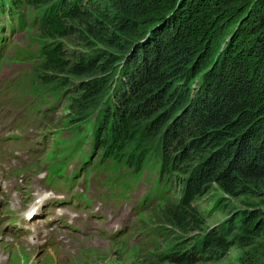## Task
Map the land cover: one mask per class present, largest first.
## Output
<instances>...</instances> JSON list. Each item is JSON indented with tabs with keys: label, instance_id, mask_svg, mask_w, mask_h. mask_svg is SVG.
<instances>
[{
	"label": "trees",
	"instance_id": "1",
	"mask_svg": "<svg viewBox=\"0 0 264 264\" xmlns=\"http://www.w3.org/2000/svg\"><path fill=\"white\" fill-rule=\"evenodd\" d=\"M101 1L0 0V31L12 28L15 21L23 26L16 9L24 7L30 15L42 39L37 42L42 62L36 80L56 102L65 94L70 97L69 125L89 126L91 154L96 153L105 168L123 169L133 180L145 173L153 177L155 195L167 203L175 195L177 165L216 148L186 180L187 205H170L164 212L167 225L179 232L196 230L199 221L190 200L210 183L231 196L240 189L264 197V0ZM152 29L142 42L144 48L139 46L118 64L125 54L115 40L128 39L127 34L140 39ZM61 41L81 51L70 52ZM92 42L116 56L100 62L87 54ZM218 50L221 60L214 61L209 78L204 75L208 80L198 74L181 77L179 64L186 69L195 59L190 69L203 70ZM217 78L225 79L221 85L226 91L217 90ZM172 101L176 110L182 108L179 114L159 113L163 103ZM79 129H71L72 138L82 145L86 136ZM255 213V220L243 228L250 245L256 237L264 240V232L257 233L264 231V218ZM205 244L204 252L209 253L230 247L218 236ZM172 247L159 259L173 264L198 261L196 249L182 256ZM257 249L246 253L244 264H264V252Z\"/></svg>",
	"mask_w": 264,
	"mask_h": 264
},
{
	"label": "rangeland",
	"instance_id": "2",
	"mask_svg": "<svg viewBox=\"0 0 264 264\" xmlns=\"http://www.w3.org/2000/svg\"><path fill=\"white\" fill-rule=\"evenodd\" d=\"M106 2L107 0H102L101 5ZM17 11L25 18H30L25 8ZM29 23L28 19L24 25L25 29L13 32L6 40L5 47L0 50V125L12 128L14 126L17 136L13 139L19 143L22 142V135L26 137L21 147L28 149L29 164L26 171L28 181L35 178L41 183L42 189L52 188L67 195L71 201L75 196L77 201L84 204L75 200L76 205H72L70 201L67 203L69 206L67 210L78 213L83 220L86 219L93 226V231L81 235V238L71 237L68 232H63L61 237L67 238L60 247L31 250L22 249L23 247L17 243H3L1 238L4 234L0 233V264H173L159 259L160 254L172 246L171 251L179 252L182 256L192 248L196 249L195 258L198 261L195 264H244L245 258L248 257L246 253H249L253 247L258 246L256 253L264 252V240L256 237V243L250 245L252 241L245 237L248 234L243 229L246 224L255 220V212L258 211L259 216L264 218L262 204L264 197L258 198L256 194L249 192L244 194L239 189L237 195L231 196L217 184L210 183L203 188L199 197L190 200L199 221L196 230L179 232L168 226L165 221L164 212L168 206L187 205L183 193L186 180L206 164L204 159L210 158L216 148H206L201 155L193 157L192 161L177 165L179 168L173 173L177 183L174 189L175 195H172L167 203L157 201L154 195L147 202H142L151 187L155 188L153 177L149 179L145 173L140 180H133L123 169L113 171L105 168L104 164L98 163L99 157L96 153L89 157L88 142L84 140L82 145H77L76 139L72 138L71 129L76 126H79V130L83 133H88V130L85 125H69L71 121L67 109L70 97L65 94L66 100L61 99L55 103L49 94L36 93L43 89L36 80V73L39 72L42 62V59L37 57V42L42 39L36 26L32 25L31 28ZM151 31L153 29L145 32L140 39L129 38L127 34L129 31L126 33L128 39L118 37L119 39L115 41L118 42L117 45L122 46L121 55L125 54L117 61L118 64L123 63L129 54L139 49L138 47L142 46V42ZM0 35L6 34L0 33ZM61 42L70 52L81 51L80 47L70 45L67 41ZM216 42H221V38H217ZM92 45L93 50L87 54L95 56L100 62H105L110 54L116 56L115 52L105 45L97 42H92ZM150 46L153 47V43ZM219 55L218 50L203 70L190 69L195 59L187 62V64L191 62L192 65L186 69H182L186 65L179 64L181 66L179 71L183 73L181 77L197 74L204 77L207 74L209 78L214 61L221 60ZM175 66L177 67L173 65ZM224 80V78L216 79L220 84L217 88L219 92L226 91L222 86ZM180 95L185 98L186 90ZM211 98L215 99L216 93H213ZM174 102L163 103L159 113L170 112L175 117L182 108L176 110ZM31 146L40 147L33 150ZM179 153L177 152L176 155ZM50 166L55 172L50 169L48 178ZM23 173L24 170H18L14 174ZM51 178L53 181H50ZM30 186L33 190L32 183ZM93 204L97 207L94 208ZM111 206L113 210L120 207L118 211L122 209L125 211H113ZM262 232L264 231L258 230L257 233ZM215 236L230 246L228 251L213 248L210 253L204 252L203 247L207 245L205 242ZM72 241L76 243L73 244Z\"/></svg>",
	"mask_w": 264,
	"mask_h": 264
},
{
	"label": "bare ground",
	"instance_id": "3",
	"mask_svg": "<svg viewBox=\"0 0 264 264\" xmlns=\"http://www.w3.org/2000/svg\"><path fill=\"white\" fill-rule=\"evenodd\" d=\"M161 151H162V150H161ZM152 152H154V151H152ZM152 152H151V153H152ZM148 153H150V152H148ZM155 153H156V152H155ZM157 153H158V151H157ZM143 156H144V155H143ZM152 156H153V155H152ZM153 157H154V156H153ZM155 157H156V159H157V156H156V155H155ZM160 157H161V156H160ZM145 158H146V157H145ZM146 159H147V158H146ZM152 159H154V158H152ZM161 159H162V158H161ZM164 159H165V158H164ZM142 160H143V158H142ZM153 163H154V162H153ZM164 163H165V162H164ZM159 164H160V163H159ZM159 164H158V165H159ZM153 165H154V164H153ZM29 179H30V178H29ZM34 179H35V178H34ZM158 182H159V181H158ZM32 185H33V184H32ZM33 186H34V185H33ZM158 186H159V184H158ZM32 188H33V187H32ZM36 198H39V196H37ZM41 201H43V200L41 199V200H39L38 202H41ZM96 204H97V203H96ZM111 205H112V204H111ZM92 206H93V205H92ZM96 207H97V206H96ZM110 210H111V209H110ZM91 214H92V213H91ZM97 215H98V214H97ZM99 215H100V214H99ZM101 215H102V214H101ZM125 215H126V214H125ZM130 215H131V214H130ZM131 217H132V216H131ZM110 218L112 219V218H113V215H112ZM107 220L109 221V219H107ZM122 220H123V219H122ZM108 221H107V222H108ZM92 222H93V221H92ZM120 222H121V221H120ZM110 228H111V227H110ZM115 228H116V227H115ZM113 229H114V228H113ZM109 232H110V231H109ZM111 233H112V232H111ZM109 234H110V233H109ZM66 238H67V237H66ZM93 239H94V237H93ZM67 240H68V239H67ZM90 241H91V240H90ZM72 243L75 244L76 242H73V241H72ZM99 243H100V242H99ZM101 244H102V243H101ZM105 244H106V243H105ZM96 247H97V245H96ZM22 249H28V250H31V249H33V248H24V247H23ZM70 252H71V251H70Z\"/></svg>",
	"mask_w": 264,
	"mask_h": 264
}]
</instances>
